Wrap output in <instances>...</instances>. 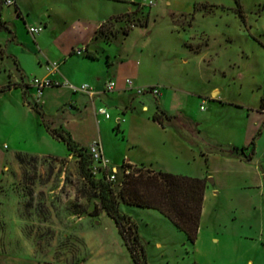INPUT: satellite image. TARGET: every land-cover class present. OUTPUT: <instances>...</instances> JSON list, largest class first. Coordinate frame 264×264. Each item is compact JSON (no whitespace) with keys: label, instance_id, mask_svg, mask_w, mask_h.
I'll list each match as a JSON object with an SVG mask.
<instances>
[{"label":"rangeland","instance_id":"obj_1","mask_svg":"<svg viewBox=\"0 0 264 264\" xmlns=\"http://www.w3.org/2000/svg\"><path fill=\"white\" fill-rule=\"evenodd\" d=\"M237 1L16 0V6L2 4L0 18L11 31L0 29V85L31 83L34 77H48H43L45 72L54 80L71 82L84 73L96 94L103 83L114 80L109 100L102 98L87 109L76 108L71 90L60 83L30 103L74 140L83 138L88 129L97 131L94 109L106 107L111 114L106 121L112 120L119 107L112 91L126 78L137 87L145 89L144 84L153 83L147 87L158 88L156 94L142 91L148 93L147 103L155 104L163 85L169 90L167 106L186 115L178 120L193 129L195 147H205L208 154L216 146L227 148L236 126L246 122V107H264V0ZM36 25L43 30L32 35L28 27ZM86 53L97 59L85 58ZM48 67H54L53 72ZM214 87L219 89L216 98L217 91L210 96ZM137 113L146 117L138 108ZM24 119L31 127L40 121L33 110ZM10 120L0 107V264H84L88 257L93 264H105L104 259L112 263L113 257L117 264H133L128 250L115 240L113 220L99 212L98 192L81 176L79 156L65 152L62 143L35 137L37 150L45 155L19 156L14 164L13 149L29 146L14 140ZM137 121L135 125L149 128L150 133L140 135L149 142L154 125L144 118ZM109 124L99 125L101 141L114 148L124 137ZM163 124H169L166 118ZM115 149L117 158L120 150ZM133 162L129 166L111 161L117 166L112 180L116 194L126 171L147 167ZM144 162L165 164L170 168L167 172L203 174L213 181L216 177L218 182L208 180V187L219 188L215 194L207 191L194 242L156 209L120 204L137 225L148 264H264V186L259 187V163L245 161L252 167L245 173L232 169L233 174L218 170L221 161ZM261 163L264 168V159ZM220 176H226L224 185ZM91 221L98 224L81 226ZM102 231L108 233V242L98 247ZM71 237L77 239L75 247Z\"/></svg>","mask_w":264,"mask_h":264},{"label":"crops","instance_id":"obj_2","mask_svg":"<svg viewBox=\"0 0 264 264\" xmlns=\"http://www.w3.org/2000/svg\"><path fill=\"white\" fill-rule=\"evenodd\" d=\"M43 24L46 27L47 22L46 24L45 23ZM85 58H88V57H85ZM44 76H48L51 79L53 78L52 74L48 72H45L43 77ZM70 80L74 84L87 83L93 87V85L90 84L91 82L87 80V76L84 73H78L75 76H73ZM27 83L29 84V87L26 88L25 95L23 93V90L18 86L11 87L10 89L4 92H0V100L1 101L3 100L0 106L1 111L5 112V114L7 113L10 116V119H11L10 128L14 136V140L15 139L23 140L29 146L25 149H18L17 147L13 149L12 151L13 161L12 162L14 164L19 163V161H17V158L19 156L25 158L26 156L36 157L40 155H45L43 152H40L37 150L38 146L36 142L34 141L35 137H37L39 141L40 139H42L45 141H49V143H52V144L62 143L63 146L65 147V152L68 151L65 144L62 141L53 138L45 130L43 125L40 123V121L34 127H31V124L28 120L25 121L24 119L25 115L29 114L31 110L34 111L30 103L36 102L35 100L37 99L39 100L40 96L43 95L46 90L50 89V87L43 88L42 91L37 95L35 87L30 82H27ZM148 85H153V83L144 84L143 87H147ZM103 86H104V83L102 85V88L100 89L101 91L96 92L95 94L96 96H94L92 99L88 97V95L85 93L71 91L69 95L70 100L72 99L74 101L73 105L78 109L80 107H82V109H87L88 106H92L95 102L100 101L102 98H103V101L107 102L109 100L108 93L111 91L103 92L102 90ZM160 86H161L160 95H159L160 106L166 112V114L174 116L170 119H167V122L169 124L160 125L157 121L153 120L150 117V115H152V113L155 111V104L154 102L147 103L146 97L148 93H142V95L140 96H137V94L134 95L133 93L130 92L132 90H129L124 84L122 86H118L115 89L116 91L115 90L114 92L112 91V94H115L117 96L116 99H118L119 101L118 102L119 107H116V110H115L116 113L113 116L112 120L106 121V119L111 118L110 112H109L110 114L109 118H105L102 114L98 113L96 109H94L93 111L96 112L95 116H96V124L98 127L97 131L95 133H91L92 131L88 129L87 133L84 134L83 138L79 140L75 139V141L78 142L80 145L87 147L93 139H99L102 145L103 156L107 159L108 165L111 166L112 168L113 167L117 168L116 165L110 164L111 161H113L114 159L116 160L118 159V161H126L131 164H135V162L133 161H141V164H144L151 169L162 170V171L170 170V168H168L165 164H159V165L154 166L153 163L149 162L147 164V162L145 163L144 161H205V162L206 161H221V168H218V170L219 169L226 170L227 172H231L233 174L235 173L232 171V169H236L240 171L241 173L242 172L245 173L248 171L247 168L252 167V165L245 162L246 160L242 158L241 154L220 151V149L222 148V145L216 146L214 149L209 150V154L206 151L207 149H205V147L203 149L201 145H197L199 146V148L195 147V144L192 142V134H194L192 133L193 129H191V127L188 126V124H184L183 121L181 122V120H178V117H182V116L186 117V115L182 112H179L176 109L174 110V109H171L169 106H167L165 99L169 94L168 93L169 90L162 88L163 85H160ZM216 91H217V94L215 95V98H216L219 95V89L216 87L210 90V96H212V94ZM137 108L143 114H146V117H142L140 114H138ZM130 113L131 115H129ZM138 118L139 120H143L144 118V121L150 122V124L154 125L153 128H154L155 135L153 139L149 140V142L146 140H143L140 135L142 133L143 134H146L147 132L150 133V130L149 128L140 126L139 124H136L137 125L136 126L135 123L138 122L137 121ZM102 122H109L110 123L109 125H112V124L114 125L115 122H119L118 128L120 130V133H122V137H124V141H122L121 138H118L119 146H116L114 148H110V147L107 148V146L103 145L101 141V134L99 131V125ZM58 126H61V125H58ZM58 126H55V127H58ZM263 126H264V107L261 108L260 110L246 107V122L242 125L238 124L236 126V129L233 131L234 132V136L232 137L233 139L229 140L226 144V146L228 147L234 146L237 148L246 146L247 148H245L244 151L248 152L250 141L253 138L255 139L254 156L250 161H256L257 163H259V166L262 168L261 170L262 172L258 171V169L256 168V165H254V167L256 168V173L258 174V178H259V183H260L259 187L262 185L264 186V168L261 163V161L264 159V157H261V153L264 152V137H263L264 131L260 130V129H263ZM32 129H34L33 131L34 134L32 132ZM114 135L117 136L116 133ZM166 142L168 145H164ZM115 148L120 150V154H118L117 158H115L114 153L112 152V150ZM260 148H263L262 149L263 152L261 153H260ZM116 149L114 151H116ZM193 175L196 177H201V178L205 177L206 179V176H204L203 174H193ZM219 178H221V181L219 179L220 183H223L222 185H224V183H226V179H225L226 176L225 178H223L225 179V181L222 179V176H220ZM214 180L215 181L211 179L212 184L218 182V179L216 177ZM208 186H209V182L206 179V187L204 190L202 207L204 203V198L205 196H207V191L213 194L219 192V188H217L216 190L215 188L209 189L212 187H208ZM209 190H212V191H209ZM126 206L130 207L133 205L126 204ZM99 212L101 214L102 212L105 213L103 209H101ZM91 217H93V221H94V218L97 217V214L96 216L91 215ZM93 221L89 223L84 222V224L82 223L81 226L86 227L87 225H90V227L93 228V226L96 223L98 224V222L93 223ZM198 230H199V227H198ZM112 232L115 234L114 235L115 240L118 242V244H120V247L123 248V250L125 249L127 251L114 223L112 225ZM98 233L99 234H98V239L96 240L97 242L96 244L98 247L104 246L108 242V233H106L105 231H102L101 234L100 232ZM70 239L72 241L71 246L74 245L75 247L77 243V239L75 237H71ZM70 255H73V254L70 253ZM75 256H78V255L76 254ZM74 258L75 260H77V257H74ZM115 259L117 258L113 257L112 263H109V264H117V261ZM106 261L107 259H104L102 263L106 264ZM66 263H68V261H66ZM84 264H93L92 258L88 257V260H86Z\"/></svg>","mask_w":264,"mask_h":264},{"label":"trees","instance_id":"obj_3","mask_svg":"<svg viewBox=\"0 0 264 264\" xmlns=\"http://www.w3.org/2000/svg\"><path fill=\"white\" fill-rule=\"evenodd\" d=\"M237 1V0H236ZM238 2V1H237ZM16 6V4H15ZM0 5V16H1ZM17 15H21L19 8H16ZM0 29L11 31L10 27L0 18ZM72 53V52H70ZM86 57L97 59L93 53H86ZM18 86L25 95L27 82L12 83L10 81L0 85V92H4L11 87ZM38 114L40 123L45 130L55 139L62 141L67 150L79 156V171L88 184L97 190L100 208L113 220L120 237L129 252L133 264H148L145 258L143 246L141 244L138 228L130 215L120 209V203L134 205L143 208H153L168 218L179 230L183 231L187 238L194 242L197 237L199 221L202 210V201L206 187V179L189 176L185 174L172 173L162 170H154L149 167L136 166L133 170L124 173L118 194L113 191V181L106 178V172L95 175L92 171L93 160L87 148L80 145L61 126L51 125L36 106H31ZM173 115H168L161 108L159 99L155 98V111L151 118L160 125L163 118L170 119ZM119 122L113 128L119 132ZM255 139L249 143V151L245 152L246 146L237 148L229 146L221 148L220 151L228 153H239L246 161H250L254 154ZM124 165L130 163L122 161ZM97 207L93 209L95 214Z\"/></svg>","mask_w":264,"mask_h":264},{"label":"built area","instance_id":"obj_4","mask_svg":"<svg viewBox=\"0 0 264 264\" xmlns=\"http://www.w3.org/2000/svg\"><path fill=\"white\" fill-rule=\"evenodd\" d=\"M0 3L6 6H13L16 4L15 0H0ZM43 29L42 25H36V26H29L28 31L32 35H36ZM79 51V49H77ZM54 67H48L50 72H53ZM65 85L68 89H70L72 92H81L88 95V97L92 98L95 94V91L91 88V86L87 83H80V84H74L69 81H58L54 79H50L49 77L44 78H38L34 77L31 80V84L35 86L36 89H38L39 93L42 91L43 88L49 87V86H60ZM125 85L128 89L133 90L135 93H143V90H147L149 92H152L153 94H156L158 92V88L156 86L153 87H137L132 83V80L129 78L125 79ZM115 87V81L114 80H108L104 83L103 86V92H108L113 90ZM202 107V105H201ZM97 112L102 114L105 118H108L110 116L109 111L106 107L102 106L97 109ZM87 150L90 153V156L92 160L95 162L93 163L92 171L95 175H99L102 172H106V178L109 180L115 179V173L116 168L111 167V170L108 169V162L107 159L103 156L102 153V145L99 139H93L89 145L87 146ZM128 171H126L127 173Z\"/></svg>","mask_w":264,"mask_h":264},{"label":"water","instance_id":"obj_5","mask_svg":"<svg viewBox=\"0 0 264 264\" xmlns=\"http://www.w3.org/2000/svg\"><path fill=\"white\" fill-rule=\"evenodd\" d=\"M208 180H211L210 178H208Z\"/></svg>","mask_w":264,"mask_h":264}]
</instances>
